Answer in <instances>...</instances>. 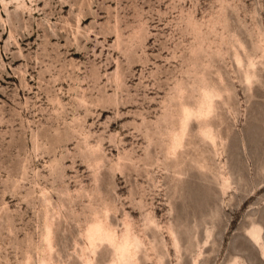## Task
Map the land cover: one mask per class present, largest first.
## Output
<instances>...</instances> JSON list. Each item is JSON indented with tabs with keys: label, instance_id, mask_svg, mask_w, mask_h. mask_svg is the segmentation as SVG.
<instances>
[{
	"label": "rangeland",
	"instance_id": "1",
	"mask_svg": "<svg viewBox=\"0 0 264 264\" xmlns=\"http://www.w3.org/2000/svg\"><path fill=\"white\" fill-rule=\"evenodd\" d=\"M204 88L217 147L172 158ZM102 219L138 264H264V0H0V264H87Z\"/></svg>",
	"mask_w": 264,
	"mask_h": 264
},
{
	"label": "bare ground",
	"instance_id": "2",
	"mask_svg": "<svg viewBox=\"0 0 264 264\" xmlns=\"http://www.w3.org/2000/svg\"><path fill=\"white\" fill-rule=\"evenodd\" d=\"M236 61H237V64L239 66L243 65V62L239 58H237ZM247 66L250 69H254L255 64H253L252 62H249L247 64ZM252 76H253V74L248 73L246 75V79L248 80ZM181 93H182V91H181ZM198 94H200V93H198ZM216 98L218 99L220 97L217 94H215V91L213 89L204 88V90H202V94H201V96H200V98L196 104V107L194 109H190V108H186V107H184V109H182L181 117H180V120L178 123V127H177V129H173L171 134H170L169 144L167 145V155L168 156H170L172 158H176L177 153L180 152V150L184 149L185 138L188 135L189 124H190V121L192 119H195L199 123V129H200L201 137L205 141H207L213 148L217 147V140H219V139H217L218 137L216 136V134L214 132L215 130H213L212 126L209 123L211 117L213 116V114L215 112V106H216L215 105V99ZM221 188L224 190V192L230 189L229 178H223ZM214 215L216 216V214H214ZM111 225H112V223H111ZM111 225L107 222L106 219H102V220H98L94 224V226L89 228V230L87 231L86 241L89 245L88 252L90 255V256H88V255L85 256L87 264L92 263L91 256H95L96 249L102 245H107L110 247V249H112L113 254H111V255L114 256L115 259L114 258L113 259L116 260L117 264H138V263H141L142 261L141 262L139 261L138 256L140 254H142L144 257L146 256L147 249L145 248V246L142 243L138 242L137 238H135L131 234L129 229H127L126 234L124 236H118L116 231L113 229V227ZM173 233L171 235H173ZM250 235L253 237V239L259 244L260 248L262 249V245L260 244L261 238H260L258 230H253ZM195 238H197V237L195 236ZM194 240H196V239H194ZM175 241L176 240H174V242ZM176 245H178V244H176ZM177 247H179V246H177ZM104 249H106V248H104ZM158 251H160V250L158 249ZM109 252H110V250H109ZM262 253L264 256L263 249H262ZM156 254L158 255L157 264H163V253L159 252Z\"/></svg>",
	"mask_w": 264,
	"mask_h": 264
}]
</instances>
